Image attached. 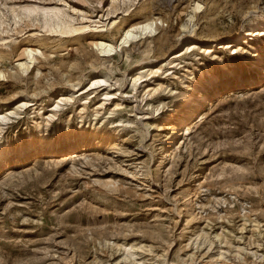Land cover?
I'll return each instance as SVG.
<instances>
[{"label": "rangeland", "instance_id": "rangeland-1", "mask_svg": "<svg viewBox=\"0 0 264 264\" xmlns=\"http://www.w3.org/2000/svg\"><path fill=\"white\" fill-rule=\"evenodd\" d=\"M0 116V264H264V0H0Z\"/></svg>", "mask_w": 264, "mask_h": 264}, {"label": "bare ground", "instance_id": "bare-ground-1", "mask_svg": "<svg viewBox=\"0 0 264 264\" xmlns=\"http://www.w3.org/2000/svg\"><path fill=\"white\" fill-rule=\"evenodd\" d=\"M197 8L199 9L200 5H197ZM26 12L27 13H34L35 10H27ZM43 12H44V24H45V26L49 27L51 29V31L57 32L60 35H65V36L66 35H73L75 33L85 31L88 29V27H80V28L75 27L72 23V19L69 18L67 20V18H66L67 16L64 15L61 12V10H59V9L43 10ZM157 27H158L157 21H154V20L147 21L144 24L137 26L136 28L133 27L131 29L124 31V34L121 38V43H120L119 47L114 46L113 44L107 43L104 41H100V42L96 43L95 47L99 51L101 57L108 58L111 55H113L115 52H117L118 49H120V47H122V46L127 47L131 41L136 40L137 38H139L143 35L144 36L145 35L153 36L157 32ZM137 31H139V33ZM255 32H256L255 30H252V31L250 30L247 32L246 35H240V36L235 37V38H230L226 41H221V42L212 41L210 43V44H212L211 48H219V47L234 48L236 46L242 45L243 42L246 39H248V37L255 36L256 35ZM194 44L197 45L198 42H194L193 45ZM37 53H40V52L37 50L30 49V48H27L25 50V56L27 57L26 61L18 63V66L21 68V70L24 73L28 72L31 68V65L34 64V62L36 61V54ZM177 54L178 53H174V54H172V56H175V58H177L178 57ZM215 92H216L215 89H213V91L211 93L202 94V95H200L199 100L198 99L196 100V98L192 94H190L187 97H185V101H187V103L190 105H194V104L200 105L202 102L201 100H205V104H206L207 101H211V98H212V96L215 95ZM56 107H58V106H56ZM0 121L4 122V119L1 116H0ZM186 130L187 131L185 133L183 132V134H182L183 139H186L187 132H189L190 129H186ZM180 144H182V143H180ZM180 144H179V142L174 144L166 152L168 154L165 156V158L166 159L171 158L176 153L178 148L180 147Z\"/></svg>", "mask_w": 264, "mask_h": 264}]
</instances>
